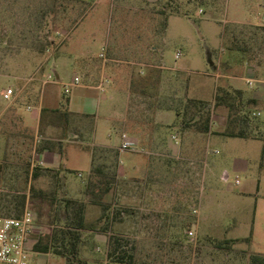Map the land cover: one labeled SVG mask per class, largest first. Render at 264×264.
<instances>
[{"label": "rangeland", "instance_id": "1", "mask_svg": "<svg viewBox=\"0 0 264 264\" xmlns=\"http://www.w3.org/2000/svg\"><path fill=\"white\" fill-rule=\"evenodd\" d=\"M53 3L54 0H0V162L4 164L0 215H15L16 200L27 195L26 206L36 218L30 246L52 232L57 220L48 203L33 199L31 187L51 191L58 179L48 172L37 180L28 176L35 168L32 163L39 160L44 143L40 137L48 132L37 126L34 117L30 125L22 127L18 110L26 111L31 106L56 108V103L46 102L47 96L57 99L66 93L60 82L44 83L50 73L55 75L53 63L61 79L70 82L73 66L63 57L72 50V43L86 33L91 40L94 35L98 42L91 44L89 51L100 59L107 39L117 49L128 41L130 35L123 37L125 25L134 21L135 25L129 26L137 29L145 41L146 51L141 58L159 65L165 49L168 67L187 68L188 76L182 80L188 89L184 91L182 85L178 90L180 84H173L169 88H151L147 99L132 94V116L124 133L138 142L137 151L122 152L120 146L115 149L117 153L108 154L85 136L61 141L63 146L86 152L85 161L71 162V170L62 169L58 177L61 196H77L87 204L88 230L83 232L80 257L88 264H250V254H264V102L252 111L254 123L251 137L246 140L221 135L227 115L224 109H212L209 134H200L183 123L188 100L200 98L213 104L218 85L241 88L246 99L254 96L258 88L264 93V85L252 88L247 83L248 78L264 79V0ZM229 11L231 18L222 15ZM176 14L181 15L171 19L165 47L166 22ZM217 22L224 25L223 29ZM47 30L56 45L41 53ZM154 45L155 54L150 49ZM235 48L246 51L244 56L255 55L256 61L244 64L240 58H244L243 53ZM124 67L130 74L132 65ZM194 80L206 84L203 94L192 93ZM9 88L13 95L5 100L3 93ZM165 110L174 112L173 125L153 123L154 112ZM43 115L51 121L50 111ZM154 129L156 139L151 134ZM172 133L183 137L182 146L176 150L167 146ZM55 134L51 133L58 139L65 137ZM89 154L93 158L90 172ZM126 156L141 169L123 170ZM98 167L115 178L112 190L101 200L96 199L110 206L103 219L104 209L93 202L95 198L88 189L91 174ZM251 234V243L236 242L231 250L215 247L216 242ZM111 236L122 239L123 249L131 256L128 263L116 262L109 256ZM32 264H66V259L52 252L33 251Z\"/></svg>", "mask_w": 264, "mask_h": 264}, {"label": "crops", "instance_id": "2", "mask_svg": "<svg viewBox=\"0 0 264 264\" xmlns=\"http://www.w3.org/2000/svg\"><path fill=\"white\" fill-rule=\"evenodd\" d=\"M179 7L181 8V6ZM230 11L222 15H228L229 18H231L232 13ZM180 15L181 14L170 15L167 19L163 40L165 47L169 41L168 33L170 21L172 18L179 17ZM128 23H131L129 24L131 26L135 25L134 21ZM217 23L220 24V22ZM129 25H125L123 32V37L126 34L130 35V38H127L128 35L125 36L128 41L117 49L116 44L111 43L110 40L107 39L99 55L100 59L95 58L89 51L90 45L98 42L94 35L93 40H91L90 36L86 33L78 39L77 43H72V50L65 54L67 57L64 56L63 58L73 66L71 81H73L75 76H78L80 78V83L73 86L70 93L63 97L55 99L48 95L46 99L48 103H56L57 106L53 108V110L61 109L67 111L69 116L57 119L52 114L51 121H48L42 116L41 107L31 106L27 107L26 111L18 110L20 125L22 127L30 125L32 123H30V119L34 117L37 126L43 128L46 134L48 132L45 137H40V139H44V142H71L72 139L85 136V138L95 141V144L108 154H115L117 153L115 149H119L123 143L124 135H126L124 130L132 116L130 112L132 94L147 99L151 97L148 92L151 88H162L163 86L169 88L171 85L173 86V84H180V88H177L178 90L181 89L183 85L185 88L184 91H187L188 86L182 80V77L188 76L187 68L183 66L168 67L165 62V49L163 53L160 54L159 65H152L145 62L144 59L141 58L146 51L144 38L142 34L137 32V29H131ZM220 25L223 29L224 25ZM129 29L132 30V34L128 33ZM222 39L223 36L221 31L220 40L222 41ZM150 49L151 52L155 54L157 46H151ZM177 55L178 53L176 54V59H179L180 56L177 57ZM240 58H242L244 62V58ZM245 63L247 62H244V64ZM95 64L97 66H95ZM124 64L130 65V67L132 65L130 74L125 72ZM53 70L59 82L66 83L61 79V74L57 71L55 62L53 63ZM142 80H145V82L141 86H138V82ZM194 81L192 93L195 95L203 94L206 84L202 82V80ZM258 89L259 90H257L251 98L257 100L258 106H261L264 102V93L260 88ZM53 90L50 92H53ZM62 91L64 92V90ZM199 100L203 99L199 98ZM175 119V114L171 110L155 111L152 115L153 123L166 126L173 125ZM51 133H54V135H56L55 133H61L62 136L65 137L63 139H58L51 135ZM151 134L154 135L152 137L156 139L157 135L155 129ZM107 138H109V140ZM182 143L183 137L172 133L170 137H168L167 146L169 149L176 150L182 146ZM152 146L156 147V144L153 143ZM62 149L63 153L60 154L53 146H44L43 143L40 149L39 160L43 161V165L48 168L59 169L62 167L64 171L71 170V168L68 167V164L71 162L78 164L82 163L83 160L85 161L83 153L86 152H84V150L82 151L80 148H73L67 145H64ZM88 163L90 172L93 165V158L90 154ZM122 169L136 171L141 168L131 163L130 158L126 156L122 162ZM72 198L78 199L77 196Z\"/></svg>", "mask_w": 264, "mask_h": 264}, {"label": "trees", "instance_id": "3", "mask_svg": "<svg viewBox=\"0 0 264 264\" xmlns=\"http://www.w3.org/2000/svg\"><path fill=\"white\" fill-rule=\"evenodd\" d=\"M59 0H54V5ZM50 11V10H49ZM56 10L54 11V13ZM45 15H48V10H45ZM264 31V28H262ZM56 41L51 37L50 30L44 32L43 40L41 42L40 52L44 53L49 48L54 47ZM242 52L243 56L246 51L240 48H235ZM210 58V57H209ZM255 55H245L244 61L253 63ZM145 80L138 82L141 86ZM258 106L257 100L253 98L246 99L244 91L233 88L231 85H218L213 104L204 100L189 99L184 108V126L193 127L194 130L200 134H209L211 132V111L212 109H224L227 112L225 129L221 135L227 138L249 139L251 137V127L254 123L253 109ZM47 111H50L57 119L69 116L67 111L57 110H42V116ZM44 146H53L60 154L63 153V144L61 142H44ZM264 155V149H263ZM62 167L59 169L35 167L28 176L32 180H37L45 172L52 173L56 180L55 188L51 191L37 189L31 187V195L33 199H40L42 203H48L57 224H53V230L49 235L40 237L33 245L32 249L37 253H54L66 259V264H88L80 257V246L83 241V232L88 230L86 220L87 204L85 201L67 196H61L60 191L62 185L59 183V175L62 173ZM4 171V164L0 162V180ZM115 183V178L112 177L105 169L98 167L93 170L89 179L88 189L94 196L95 204L101 205L104 213L101 217L103 219L106 211L110 206L101 202L105 195H107ZM27 202V195H22L16 200L14 204L15 215L11 217H20L23 213ZM9 216V215H7ZM253 240L252 234L243 239H225L215 243V247L219 250H231L234 243L242 241L251 243ZM111 250L109 256L114 258L116 262L128 263L129 256L127 251L123 249L122 239L118 236H111L110 238ZM250 264H264V254L253 253L249 256ZM131 263V262H129Z\"/></svg>", "mask_w": 264, "mask_h": 264}, {"label": "built area", "instance_id": "4", "mask_svg": "<svg viewBox=\"0 0 264 264\" xmlns=\"http://www.w3.org/2000/svg\"><path fill=\"white\" fill-rule=\"evenodd\" d=\"M90 2L95 0H89ZM180 54L178 53L177 57ZM59 83L53 73L47 76L44 83ZM80 83V78L75 76L73 81L60 84L66 94L70 93L71 88ZM247 83L252 88L264 85L262 78H248ZM13 90L9 88L3 93L5 100H10ZM138 144L124 135V140L120 150L122 152L137 151ZM43 161L37 160L32 163L33 167L42 166ZM35 213L28 206L25 207L20 217L0 215V264H32L33 249L30 246V236L35 226Z\"/></svg>", "mask_w": 264, "mask_h": 264}]
</instances>
